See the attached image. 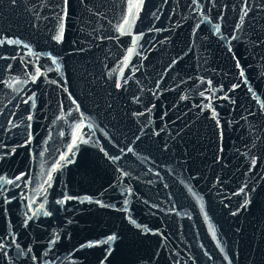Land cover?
<instances>
[{"label": "water", "instance_id": "obj_1", "mask_svg": "<svg viewBox=\"0 0 264 264\" xmlns=\"http://www.w3.org/2000/svg\"><path fill=\"white\" fill-rule=\"evenodd\" d=\"M0 264H264V0H0Z\"/></svg>", "mask_w": 264, "mask_h": 264}, {"label": "snow or ice", "instance_id": "obj_2", "mask_svg": "<svg viewBox=\"0 0 264 264\" xmlns=\"http://www.w3.org/2000/svg\"><path fill=\"white\" fill-rule=\"evenodd\" d=\"M132 7H135V5L130 6V8H129V16L132 15ZM128 23H129L128 19H125V20H124V25H127ZM120 30H121V31L124 30V26H123V25H121ZM63 35H64V27H63V24H61L56 39H57V40H62V39H63ZM130 54H131V53H130ZM54 62H55V61H54Z\"/></svg>", "mask_w": 264, "mask_h": 264}]
</instances>
